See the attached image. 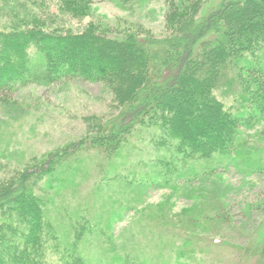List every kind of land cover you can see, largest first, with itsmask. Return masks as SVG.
<instances>
[{
	"label": "trees",
	"instance_id": "trees-1",
	"mask_svg": "<svg viewBox=\"0 0 264 264\" xmlns=\"http://www.w3.org/2000/svg\"><path fill=\"white\" fill-rule=\"evenodd\" d=\"M205 1L168 0L169 34L155 37L140 24L121 25L122 19L116 25L91 20L75 27L48 11L56 2L63 14L89 16L91 0H0V108L23 107L14 94L27 84L82 79L102 83L115 109L84 116L80 138L0 173V264L90 263L78 250L90 221L83 215L71 220L77 248L73 244L74 249L61 251L48 210V191L57 181L53 170L82 151L114 158L137 127H153L155 146L173 152L159 159L162 165L157 161V179L174 187L171 182L188 172L192 177L200 174L201 168L189 162L210 160L203 170L211 172L216 155L235 161L247 150L240 140L243 129L264 121V65L258 61L264 51V0L228 1L198 20ZM223 87L234 89L247 109H226L216 94ZM70 164L60 173L72 170ZM263 171L264 166L255 165L249 172ZM131 175L112 178L132 186ZM181 233L197 243L221 245L225 240ZM50 241L59 248L51 250ZM48 249L60 255L57 261L49 262Z\"/></svg>",
	"mask_w": 264,
	"mask_h": 264
},
{
	"label": "rangeland",
	"instance_id": "rangeland-1",
	"mask_svg": "<svg viewBox=\"0 0 264 264\" xmlns=\"http://www.w3.org/2000/svg\"><path fill=\"white\" fill-rule=\"evenodd\" d=\"M228 1L233 0H206L198 20ZM168 5V0H91L89 16L63 14L56 2L48 11L75 27L91 20L116 25L122 19L123 26L140 24L155 37H163L169 34ZM258 59L264 65V51ZM216 94L228 110L247 109L234 89L223 87ZM14 97L23 107L0 108V173L80 138L84 116L115 112L111 92L102 83L82 79L27 84ZM154 132L153 127L139 126L120 155L109 158L97 150L82 151L53 170L57 181L47 200L60 248L53 241L49 248L65 251L74 249L73 244L77 248L71 220L83 215L90 227L78 241V250L89 264H264V171L249 172L255 165L264 166V121L243 129L240 140L247 150L237 160L216 155L211 172L203 170L210 160L189 162L203 171L198 177L186 172L188 176L171 182L174 187L162 177L157 179L160 166L155 165L173 152L155 146ZM70 162L72 170L61 174ZM173 173L168 172L169 176ZM114 174H132L135 182L118 184ZM105 177L111 178L106 181ZM183 231L217 235L225 239L224 244L184 239ZM51 250L47 258L55 262L60 255Z\"/></svg>",
	"mask_w": 264,
	"mask_h": 264
}]
</instances>
